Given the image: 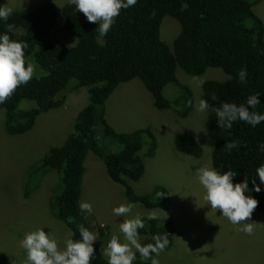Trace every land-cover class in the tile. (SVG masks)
Returning a JSON list of instances; mask_svg holds the SVG:
<instances>
[{
    "label": "trees",
    "instance_id": "obj_1",
    "mask_svg": "<svg viewBox=\"0 0 264 264\" xmlns=\"http://www.w3.org/2000/svg\"><path fill=\"white\" fill-rule=\"evenodd\" d=\"M261 1L137 0L134 6L121 9L102 38L98 24L88 22L71 2L63 4L60 10L49 0L26 14L14 9L7 23L14 24L15 30L8 35L13 40L27 42L26 62L35 66V73L30 81L18 86L0 103L6 132L20 135L29 131L39 114L64 104L65 89L69 85L88 88L89 102L77 114L72 132L61 146L51 148L43 156L38 169L41 172L56 170L61 174V189L50 198V210L74 233L73 240L80 238L79 226L93 230L96 253L91 264H107L101 245L108 230L105 226L90 225L86 212L79 209L88 153H93L103 163L114 183L125 188L130 201L147 209L172 207L162 185H157L149 194H137L131 187L144 173L141 155L144 143L149 144L145 154L153 157L156 139L148 129L122 133L107 123L105 103L118 84L137 78L151 94L157 109L172 108L180 118H185L194 102L190 88L177 80L176 68L192 76H200L208 68L221 69L228 76L227 80L202 83L203 99L209 104L204 141L212 144L210 165L220 172L236 171L235 183L254 178L256 168L264 164V151L259 147L264 144V122L252 127L244 121H236L231 129H225L217 126L215 114V109L223 102L248 107L247 98L254 94H259L261 103L254 109L249 107V111L264 113V21L253 11ZM58 17L63 29L75 37L73 45L66 46L51 39L50 32ZM164 17L173 18L180 27L172 42L160 38ZM6 31L5 22L0 21V33ZM241 70H246L243 83L239 80ZM168 84L178 89L173 99L163 94ZM25 101L34 105L23 107ZM98 127L102 128L107 143L98 139ZM231 142H236L237 147L229 152L227 144ZM111 143L117 145V150L107 149ZM203 148V141H198L190 132H180L174 137V149L183 155L199 159ZM255 179L259 184V179ZM252 195L259 201L254 210L256 218H264V191ZM144 223L145 227L138 232L150 235L145 244L152 243L154 235L166 234L169 244L165 249H168L175 224L159 217ZM136 257L133 264H151L142 260L139 253ZM0 264H11L1 252Z\"/></svg>",
    "mask_w": 264,
    "mask_h": 264
},
{
    "label": "rangeland",
    "instance_id": "obj_2",
    "mask_svg": "<svg viewBox=\"0 0 264 264\" xmlns=\"http://www.w3.org/2000/svg\"><path fill=\"white\" fill-rule=\"evenodd\" d=\"M1 1L2 6L26 14L46 0ZM49 1H53L58 10L70 2ZM253 11L264 21V0L256 4ZM179 30L176 20L164 17L160 38L172 42ZM50 37L66 46L75 43V37L63 29L60 17L51 29ZM176 78L192 92L193 109L185 118H180L172 108L157 109L151 94L137 78L118 84L106 100L105 118L115 131L127 133L148 129L156 139L153 157L145 154L149 144L143 145L144 173L138 181L131 183L133 191L149 194L157 185H162L172 207L169 210L147 209L130 201L125 188L114 183L103 163L93 153H88L84 162L85 186L83 183L79 202L92 205L91 214L85 211L90 225L105 226L108 230L102 239L101 251L103 253L113 234L123 239L119 226L125 220L139 214L145 221L148 214L155 213L175 224L170 247L156 257L159 264H264V218L252 214V234L241 231L243 223L233 225L219 210L211 208L204 199L206 191L197 178V170L210 165L209 147L212 148L211 141L209 144L204 141L206 111L197 110L199 100L203 99L202 83L205 80L225 81L228 76L218 68H208L204 74L192 76L177 67ZM65 90L64 104L39 114L34 126L24 134L9 135L4 127V112L0 110V252L11 264L26 261L27 253L19 246V241L27 232L43 228L57 238L61 249L72 234L50 210V198L61 189V174L56 170L41 172L38 169L43 156L65 142L77 114L89 102L87 87L69 85ZM163 94L173 99L178 95V89L168 84ZM33 105L27 101L22 103L23 107ZM180 132H190L198 141H203V154L199 159L174 149V137ZM97 136L102 143H107L101 127L97 128ZM117 148L112 143L107 147L109 151ZM128 202L136 204L131 214L122 217L113 214V208ZM90 231L94 233L92 229ZM139 236L142 244L150 238L146 233Z\"/></svg>",
    "mask_w": 264,
    "mask_h": 264
},
{
    "label": "clouds",
    "instance_id": "obj_3",
    "mask_svg": "<svg viewBox=\"0 0 264 264\" xmlns=\"http://www.w3.org/2000/svg\"><path fill=\"white\" fill-rule=\"evenodd\" d=\"M70 2L76 11L83 13L88 22L99 23V36L102 38L109 32L114 24V18L120 15L121 9L134 6L137 0H70ZM13 14V8L0 6V21L5 22L7 28L5 33H0V103L9 98L18 86L30 81L35 73V66L26 62L24 50L28 48L27 42L13 40L8 35L15 30L14 24L7 23ZM245 77L246 70H241L239 73L241 83L245 81ZM258 97L259 94L249 96L246 101L248 107L223 102L221 107L215 109L217 126L231 129L234 122L244 121L255 127L264 122V113L249 111V107L254 109L261 103ZM188 103L191 106L192 102ZM208 109L207 100L200 99L197 110L205 112ZM235 147L236 142L227 144L229 152ZM259 147L264 151V144ZM237 176L236 171L220 172L211 165L197 170L198 181L206 191L204 199L211 208L219 210L233 225L243 223L244 226L240 230L252 234L251 217L259 204L252 193L264 191V164L256 168L254 178H244L234 183ZM255 178L259 179V184ZM249 182L252 184L251 188ZM157 195L160 197L162 193ZM135 207L136 204L128 202L120 204L112 211L115 216L122 217L131 214ZM79 209L89 214L93 211L92 205L88 202H82ZM146 218L155 220L158 217L155 213H150ZM144 219L136 214L120 224L119 232L123 234V239L113 234L103 249L107 264H133L137 253L145 262L159 264L156 257L168 247L169 239L166 234H157L152 237V243L142 244L138 229L145 227ZM79 234L80 238L73 240L72 233L65 242V247L61 249L57 238L51 232L46 233L43 228L25 233L23 239L19 241V246L27 253L25 264H91L96 253L95 235L83 225L79 226Z\"/></svg>",
    "mask_w": 264,
    "mask_h": 264
},
{
    "label": "crops",
    "instance_id": "obj_4",
    "mask_svg": "<svg viewBox=\"0 0 264 264\" xmlns=\"http://www.w3.org/2000/svg\"><path fill=\"white\" fill-rule=\"evenodd\" d=\"M84 179H85V176H84ZM83 183H84V186H85V181L83 180Z\"/></svg>",
    "mask_w": 264,
    "mask_h": 264
}]
</instances>
